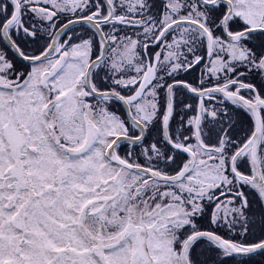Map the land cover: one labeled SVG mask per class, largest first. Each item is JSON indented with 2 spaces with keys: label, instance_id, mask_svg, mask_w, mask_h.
Masks as SVG:
<instances>
[{
  "label": "snow or ice",
  "instance_id": "obj_1",
  "mask_svg": "<svg viewBox=\"0 0 264 264\" xmlns=\"http://www.w3.org/2000/svg\"><path fill=\"white\" fill-rule=\"evenodd\" d=\"M0 264H264V0H0Z\"/></svg>",
  "mask_w": 264,
  "mask_h": 264
}]
</instances>
